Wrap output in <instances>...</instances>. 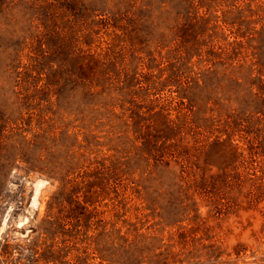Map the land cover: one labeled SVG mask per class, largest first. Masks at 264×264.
Returning a JSON list of instances; mask_svg holds the SVG:
<instances>
[{
    "label": "rangeland",
    "instance_id": "obj_1",
    "mask_svg": "<svg viewBox=\"0 0 264 264\" xmlns=\"http://www.w3.org/2000/svg\"><path fill=\"white\" fill-rule=\"evenodd\" d=\"M0 264H264V0H0Z\"/></svg>",
    "mask_w": 264,
    "mask_h": 264
},
{
    "label": "bare ground",
    "instance_id": "obj_2",
    "mask_svg": "<svg viewBox=\"0 0 264 264\" xmlns=\"http://www.w3.org/2000/svg\"><path fill=\"white\" fill-rule=\"evenodd\" d=\"M38 190H36V193H37Z\"/></svg>",
    "mask_w": 264,
    "mask_h": 264
}]
</instances>
